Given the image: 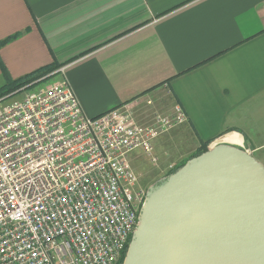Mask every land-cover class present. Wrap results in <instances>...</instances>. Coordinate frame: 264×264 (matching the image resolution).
Segmentation results:
<instances>
[{
	"label": "crops",
	"instance_id": "0c3cea01",
	"mask_svg": "<svg viewBox=\"0 0 264 264\" xmlns=\"http://www.w3.org/2000/svg\"><path fill=\"white\" fill-rule=\"evenodd\" d=\"M16 34L0 48V90L2 68L17 80L72 60L66 78L90 118L132 104L150 124L142 107L180 106L174 129L195 152L208 141L264 151V0H0V42ZM230 134L241 143H225Z\"/></svg>",
	"mask_w": 264,
	"mask_h": 264
},
{
	"label": "built area",
	"instance_id": "2783aa9c",
	"mask_svg": "<svg viewBox=\"0 0 264 264\" xmlns=\"http://www.w3.org/2000/svg\"><path fill=\"white\" fill-rule=\"evenodd\" d=\"M0 99V264H119L147 191L132 156L186 122L175 106L140 123L124 104L90 118L66 78Z\"/></svg>",
	"mask_w": 264,
	"mask_h": 264
},
{
	"label": "water",
	"instance_id": "95a60500",
	"mask_svg": "<svg viewBox=\"0 0 264 264\" xmlns=\"http://www.w3.org/2000/svg\"><path fill=\"white\" fill-rule=\"evenodd\" d=\"M127 263L264 264L263 166L219 145L150 187Z\"/></svg>",
	"mask_w": 264,
	"mask_h": 264
},
{
	"label": "rangeland",
	"instance_id": "374dc122",
	"mask_svg": "<svg viewBox=\"0 0 264 264\" xmlns=\"http://www.w3.org/2000/svg\"><path fill=\"white\" fill-rule=\"evenodd\" d=\"M66 65L67 64L64 63V65H62L60 68H65ZM62 75V73H56L53 74V77H46L50 78L38 85L37 88L34 89V91H38L42 88H47L51 84L58 81L62 77ZM27 94L28 93L24 95ZM24 95L8 98L5 101L4 105H9L21 99V97H23ZM161 110L162 109H159L156 106V103H149L146 106L142 107V109L139 111V118L144 123H149L151 122V119L155 114H165L161 112ZM176 129L170 131L165 135H162L161 137L153 141V146H155L154 155H158L160 157L159 166H157L156 164H152L149 158L145 155L143 157V153L141 151L137 152L141 154L142 157L134 163V169L137 175L143 178V180H149V184L143 186L146 191H149L150 187H156L158 184L164 181V179L169 176V173L173 168L185 161V159L187 160L189 156H191L196 150L197 145L193 138L190 139L183 137V139L179 140L178 130ZM254 137L259 143L264 142V140L261 139L260 135L255 134ZM254 158L262 162L264 165V151L255 153Z\"/></svg>",
	"mask_w": 264,
	"mask_h": 264
},
{
	"label": "trees",
	"instance_id": "16d2710c",
	"mask_svg": "<svg viewBox=\"0 0 264 264\" xmlns=\"http://www.w3.org/2000/svg\"><path fill=\"white\" fill-rule=\"evenodd\" d=\"M17 37H19V34L11 36L4 41H1L0 42V48L7 45L11 41L15 40ZM71 61L69 60L68 62H66V64L70 63ZM62 65H64V64H59V63L54 62L48 66H45V67H43L37 71H34V72L22 77V78H19L17 80H12L11 78H9L7 71L4 68H2L5 79H6V85L0 90V99L6 97L7 95H11L12 93H14V92H16V91H18L24 87H28V89L34 90L35 88H37L38 85H40L41 83H43L47 79H49L50 77L49 78H46V77L55 73L58 69H60V67ZM210 143H211L210 141L204 142L199 150H197L194 154L189 156V158L187 160L185 159V161H183L182 163L177 165L175 168H173L170 171L169 176L174 174L175 172H177L182 167H184L185 164L189 160L197 158V157L203 155L204 153L208 152L209 151L208 146ZM127 250H128V248H126V250L124 251V253L120 259L119 264L124 263V260H125L126 254H127Z\"/></svg>",
	"mask_w": 264,
	"mask_h": 264
},
{
	"label": "bare ground",
	"instance_id": "6f19581e",
	"mask_svg": "<svg viewBox=\"0 0 264 264\" xmlns=\"http://www.w3.org/2000/svg\"><path fill=\"white\" fill-rule=\"evenodd\" d=\"M223 141L225 143H229V144H233V145H239V143H241V139L240 136H238L237 134H230L228 136H226ZM198 162V161H196ZM195 164V161H193L192 163H190L189 167L193 166ZM128 264V263H127Z\"/></svg>",
	"mask_w": 264,
	"mask_h": 264
},
{
	"label": "flooded vegetation",
	"instance_id": "af4514ba",
	"mask_svg": "<svg viewBox=\"0 0 264 264\" xmlns=\"http://www.w3.org/2000/svg\"><path fill=\"white\" fill-rule=\"evenodd\" d=\"M148 181H149V180H143V178H141V177L138 176V182H139V186H140V187L143 188V186L148 185V184H149Z\"/></svg>",
	"mask_w": 264,
	"mask_h": 264
}]
</instances>
